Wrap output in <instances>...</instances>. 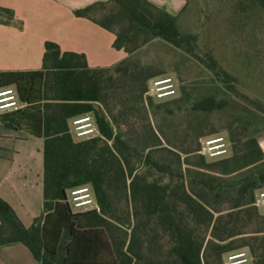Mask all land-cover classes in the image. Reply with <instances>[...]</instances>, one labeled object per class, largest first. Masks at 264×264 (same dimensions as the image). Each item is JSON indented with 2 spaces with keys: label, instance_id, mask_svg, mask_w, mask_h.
<instances>
[{
  "label": "trees",
  "instance_id": "trees-1",
  "mask_svg": "<svg viewBox=\"0 0 264 264\" xmlns=\"http://www.w3.org/2000/svg\"><path fill=\"white\" fill-rule=\"evenodd\" d=\"M113 1L119 7L118 15L110 13L102 2L75 12L113 30L118 48L124 43L129 48L130 42L137 47L138 32L143 30L196 53L197 34L183 31L177 14L166 7L151 0ZM250 1L264 7V0ZM97 8L105 10L102 16L93 15ZM117 16L122 18L120 22L128 19L118 31L114 26ZM13 18L12 8L0 7V21L10 22ZM143 39L145 42L149 37ZM44 48L41 68L0 70V87L14 85L26 102L19 109L0 112V120L44 138V212L27 226L0 195V244L23 242L40 264H223L225 253L243 247L253 255V264H264V235H259L264 234V210L254 203L257 193L251 187L264 179V173L245 180L237 189L233 206L216 213L188 189L181 169L156 158L152 149L140 154L116 129L118 117L108 102L113 86L110 67H92L86 52L63 49L53 39L45 40ZM207 62L223 85L238 90V77L224 68L211 51L207 52ZM122 67L116 64L114 69ZM241 96L250 98L246 93ZM252 102L264 110L259 99ZM219 105L211 93L194 107L211 110ZM87 112L93 113L98 134L78 139L70 122ZM206 160L207 156L200 153V161ZM138 163L157 176L139 171ZM199 181L212 185L210 179ZM81 184L91 185L100 210H73L67 195ZM114 191L129 193V216L135 222H126L119 214ZM181 203L187 213L179 209ZM249 222L255 227L247 230ZM149 224L155 225L153 233L146 232ZM144 232L148 239L164 235L169 244L167 251L162 243L150 240L145 250Z\"/></svg>",
  "mask_w": 264,
  "mask_h": 264
},
{
  "label": "rangeland",
  "instance_id": "rangeland-1",
  "mask_svg": "<svg viewBox=\"0 0 264 264\" xmlns=\"http://www.w3.org/2000/svg\"><path fill=\"white\" fill-rule=\"evenodd\" d=\"M151 1L172 7L173 0ZM180 1L183 4L180 2L174 13L183 31L197 34L196 53L161 37H153L149 32L139 31L137 47L134 48L131 42L129 48L125 43L121 47L128 53L117 64L124 67L115 70L116 65L110 66L113 86L109 107L118 117L116 129L137 152L144 154L152 149L156 158L172 162L183 173L189 171L200 177L203 171L213 187L189 180V189L200 185L203 190L199 194L204 202L212 205L215 201L213 207L216 210L226 209L233 206L237 189L245 180L258 176L259 172L264 173V153L260 156L252 153L251 156L250 152V157L247 154L248 149L259 151V146L264 144V110L252 102L259 99L264 104V7L250 0ZM106 6L110 13L118 15L119 7L113 0ZM103 11L99 9L97 13L101 12L102 16ZM117 17L119 20L114 26L118 31L128 19L120 22L122 18ZM144 37L149 39L144 42ZM210 51L224 68L238 77L237 91L223 85L208 66L207 52ZM162 75H171L178 84V91L164 101H150L145 96L149 82ZM211 93L216 95L219 106L211 110L194 107L198 96L202 98L201 95ZM242 93L250 98L241 96ZM104 107L108 110L105 104ZM211 134H224L231 141L229 158L224 161L208 156L201 163L198 150L202 140ZM246 162L253 163L246 165ZM137 165L139 171H146L144 165ZM146 173L149 177L158 174ZM168 178L164 176L165 180ZM251 187L257 193L264 188V179H258ZM114 195L119 214L126 222H135L136 219L129 216L132 209L129 193L114 191ZM179 209L187 213L183 203L179 204ZM153 226L149 224L146 232L153 233ZM245 227L248 230L255 224L249 222ZM146 232L145 250L150 240L162 243L167 251L169 244L164 235L148 239ZM259 235L264 234L260 232Z\"/></svg>",
  "mask_w": 264,
  "mask_h": 264
},
{
  "label": "crops",
  "instance_id": "crops-1",
  "mask_svg": "<svg viewBox=\"0 0 264 264\" xmlns=\"http://www.w3.org/2000/svg\"><path fill=\"white\" fill-rule=\"evenodd\" d=\"M98 2L107 4L109 0H0V7H10L14 11V18L10 22L0 21V70L41 68L47 39L57 41L63 49L86 52L92 67H110L119 63L128 52L114 45L116 33L94 18L75 12L76 9ZM180 2L173 0L172 7L166 8L174 13L183 4ZM103 10L100 9L101 12ZM98 11L99 8L93 13L95 17L101 14ZM43 146L42 136L25 128L9 126L0 120V195L11 203L27 226L44 212ZM247 152L248 156L250 152L251 156L252 153L260 156L264 153L263 143L259 151L248 149ZM246 163L249 165L253 162ZM201 173L199 177L185 171L186 183L191 180L200 184L199 180L207 179L203 171ZM189 190L204 202L199 194L203 190L200 185ZM214 202L212 205L204 203L218 213L213 207ZM0 264L40 262L25 243L16 241L0 244Z\"/></svg>",
  "mask_w": 264,
  "mask_h": 264
},
{
  "label": "built area",
  "instance_id": "built-area-1",
  "mask_svg": "<svg viewBox=\"0 0 264 264\" xmlns=\"http://www.w3.org/2000/svg\"><path fill=\"white\" fill-rule=\"evenodd\" d=\"M178 84L171 75L153 77L145 91L146 98H166L174 96L178 91ZM26 104L18 95L14 85L0 87V112L16 110ZM71 131L78 139L89 138L98 134L94 115L87 112L71 119ZM231 141L224 134H211L201 143L199 152L209 157L217 158L229 153ZM264 148V144H263ZM67 200L74 211L90 209L100 210L93 189L90 184H81L71 188ZM254 203L264 210V188L256 195ZM223 264H253V255L247 247L232 250L224 254Z\"/></svg>",
  "mask_w": 264,
  "mask_h": 264
}]
</instances>
